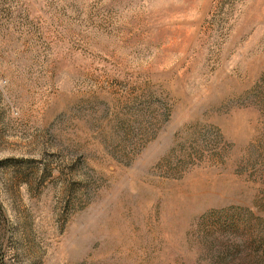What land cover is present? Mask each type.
<instances>
[{
	"label": "rangeland",
	"instance_id": "1",
	"mask_svg": "<svg viewBox=\"0 0 264 264\" xmlns=\"http://www.w3.org/2000/svg\"><path fill=\"white\" fill-rule=\"evenodd\" d=\"M0 264H264V0H0Z\"/></svg>",
	"mask_w": 264,
	"mask_h": 264
}]
</instances>
